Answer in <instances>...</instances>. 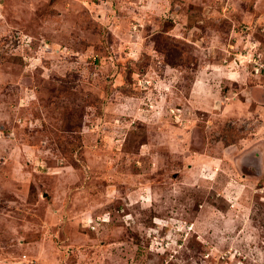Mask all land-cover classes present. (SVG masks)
Instances as JSON below:
<instances>
[{
  "label": "rangeland",
  "instance_id": "374dc122",
  "mask_svg": "<svg viewBox=\"0 0 264 264\" xmlns=\"http://www.w3.org/2000/svg\"><path fill=\"white\" fill-rule=\"evenodd\" d=\"M0 264H264V0H0Z\"/></svg>",
  "mask_w": 264,
  "mask_h": 264
}]
</instances>
